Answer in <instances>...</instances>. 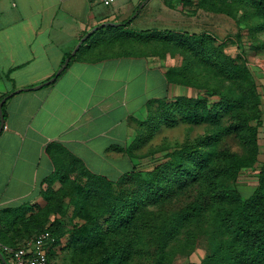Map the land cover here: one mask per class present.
I'll return each mask as SVG.
<instances>
[{
    "label": "trees",
    "instance_id": "obj_1",
    "mask_svg": "<svg viewBox=\"0 0 264 264\" xmlns=\"http://www.w3.org/2000/svg\"><path fill=\"white\" fill-rule=\"evenodd\" d=\"M220 2L230 7L238 4L251 6L262 18L258 29L264 28V0H201L199 5L233 18L228 8L218 5ZM133 17L117 24L106 21L90 32L84 31L80 38L86 36L77 50L66 52L61 60L62 64L69 57L64 69L74 58L82 57L83 52L101 45L124 39L139 43L159 41L184 49L191 55L180 65L166 68L164 76L168 83L197 85L196 77L186 73L193 58L231 80L237 93L232 90L217 92L214 88L207 93L218 95L214 100H209L207 94L148 98L145 101L146 115L134 119L144 131L137 132L125 148L119 144H110L108 148L126 152L138 148L161 123L174 125L178 119L214 126L228 114L230 121L215 132L198 136L171 150L166 160L151 169L132 167L115 179L88 168L82 158L63 143L49 141L45 151L52 168L40 179L38 188L44 203L2 208L0 245L16 246L23 239L47 229L55 237L58 252L70 249L73 255L79 256L80 264H127L133 254L145 257L147 264H169L173 255L168 248L169 242L181 227L210 205L214 208V235L212 233L209 251L199 262L186 264H264V162L254 190L245 198L237 189L221 183L223 179L235 178L241 167L256 160L260 97L246 65L238 56L226 51L230 37L219 39L205 30L150 28L134 31L127 27ZM64 69L55 75V79ZM9 93L1 98L9 97ZM4 103L5 100L1 105L2 116ZM254 119L256 122L252 123ZM233 132L238 134L244 153L238 155L222 150L223 161L210 165L216 143L223 135ZM194 181L206 183L207 187L200 186L196 198L187 206L168 211L171 197ZM66 203L71 206V226L64 229L57 216L46 224L51 214H65ZM148 204L157 205L162 211L149 209ZM219 234L222 236L218 237ZM192 236L193 233L188 231L186 240L189 242ZM57 254L51 251L50 255L54 258Z\"/></svg>",
    "mask_w": 264,
    "mask_h": 264
},
{
    "label": "crops",
    "instance_id": "obj_2",
    "mask_svg": "<svg viewBox=\"0 0 264 264\" xmlns=\"http://www.w3.org/2000/svg\"><path fill=\"white\" fill-rule=\"evenodd\" d=\"M148 1L142 0L141 5ZM137 4L129 0H110L108 4L102 0H0V98L17 88L29 87L11 94L4 103V125L0 129V212L6 206L41 198L39 181L52 168L45 151L49 141L63 143L80 157L78 150L94 151L90 142L107 131L113 132L110 143L116 144L115 140L123 138H117L116 126L125 123L122 134L130 132L124 117L142 118L148 98L170 95L172 86L164 76L166 66L159 63L168 57L158 60L154 55L95 59L78 56L56 79L32 87L55 73L65 53L72 50L84 31L105 21L121 22L131 16ZM105 5L114 7L109 14L101 8ZM149 18L157 20L160 28L214 30L213 10L203 6L184 9L171 0H162L158 12ZM220 18L234 29L231 16L222 13ZM120 57L142 58L141 67L132 76L143 83L151 80L147 92L154 93L107 121V115L117 106H125L141 94L131 90L132 94L127 95L130 78L125 81L121 77L117 84ZM131 63L126 69L129 76ZM121 73L122 70L120 76ZM157 87L162 91L152 89ZM121 89H125L124 94L121 92L118 97L117 91ZM108 146L105 144L101 150L110 157L116 155L114 150L108 152Z\"/></svg>",
    "mask_w": 264,
    "mask_h": 264
},
{
    "label": "rangeland",
    "instance_id": "obj_3",
    "mask_svg": "<svg viewBox=\"0 0 264 264\" xmlns=\"http://www.w3.org/2000/svg\"><path fill=\"white\" fill-rule=\"evenodd\" d=\"M129 1L133 3L138 2V4L134 7L131 14V16H135L132 19H136L131 25H129L128 28L134 31L150 28L164 29L160 28L161 26L157 20L154 18H149V16H155L156 12H158V9L162 4V0H149L148 3L143 6L141 5L142 0ZM171 1H173L176 6L183 7L184 9H188L190 7H201V5H199L201 0ZM218 5L222 6L223 8H228L232 12L235 22L234 29L231 28V30L227 22L220 18L223 12L214 10V30L212 29L211 31H205L214 34L219 39L230 37V42L226 46V51L232 55L238 56L239 59L246 65L253 80L255 89L260 97L261 114L260 122L256 130V160L247 166L241 167L235 178L223 179L221 181L223 186H231L237 189L240 195L245 198L254 190L258 182L259 169L261 164L264 162V28L258 29L262 18L253 11L251 6L246 4H238L235 7H230L229 4H224L222 2H220ZM101 8L107 14H109L114 7L111 5H105ZM137 11L139 12L135 14ZM169 29L182 30L175 27H169ZM91 50L92 51L90 52L82 51V55L88 59H94L101 56L109 57L117 55H154L157 58L159 57L158 60L168 57L165 62L159 60V63L166 66V68L169 66L180 65L184 59L191 57L188 51L174 47L173 45L164 44L159 41L139 43L134 40L124 39L121 41L112 42L107 46L101 45L91 48ZM117 61L121 64L117 69L119 70L117 72V84L121 77L125 81L130 78L129 84L131 87L128 90L129 92L127 95L130 96L132 94L131 90H136L141 94L139 97L137 96L136 99H134L131 103H128L125 106L122 105L121 107L117 106L111 115H107V121H112L114 120V117H118L127 109L130 110L131 108L138 106L140 102L143 101V99L154 93V90H149V92H147V88L151 80H147L143 83L142 81H139L137 77L132 76L134 73L133 71H136L141 67L140 63L142 62V58L130 59L129 57H120ZM191 61V67L188 71H186V73L196 77L197 85L194 86L190 84L170 83L172 89L170 90V95H168L169 98L180 94L192 96L207 94L211 91V89L214 88L217 90V92L232 90V93H237L236 85L231 80L222 76L215 69L199 64L193 58ZM129 62H132L130 68L132 71L129 72L130 76L126 71ZM120 70H122V76L119 74ZM152 89H155V91H162L161 87ZM124 90L125 89H121L120 91H117V96L119 97L121 92L124 94ZM207 97L209 100H214L217 99L218 95L210 96L207 94ZM134 119L135 117L132 116H129L127 120L125 117L123 119L124 122L127 121L129 124L130 132L126 131V133L122 134L125 123H121L116 126L118 130L117 138L121 139V137H123L121 140H115L114 142L116 144L122 145L125 148L126 145L134 138L137 132L144 131V128L140 127ZM229 121L230 117L227 114L222 117L219 124H214V126L205 122H184L180 119H178L174 125H165L161 123L160 127L154 131L151 137H149L148 140L138 148H134L126 152L124 150L106 147L107 150H109L108 152L112 153V150L116 151V155H113L112 157H110V154H107L105 151L101 150L105 144H114L110 143L112 142V140H110V134L113 132L111 133L110 131H107L103 135L101 134L100 136L95 137L90 142L94 151H90L88 149L78 151L81 153V157L89 163L90 169L103 173L111 179H115L122 171L128 170L132 167L137 170L151 169L155 164L166 160L168 158L167 154L171 150L180 147L184 143L191 142L198 136L217 131L219 127L226 126ZM255 122L256 121L254 119L252 123ZM222 150L236 153L238 155L243 154L244 146L240 141L238 134L233 132L225 134L221 137L219 142L214 146L213 156H211L209 162L210 165L214 166L217 162L223 161L222 154H220V151ZM200 186H204L206 188L207 184H200V181H194L190 182L185 188L178 190L176 194L171 197L169 204H167V210H177L183 206H187L189 202L196 198ZM35 202L39 205H42L44 200L40 198ZM146 206L149 209H153L157 212L162 211L157 205L148 204ZM55 216H57V219L60 220V224L64 229H68L71 226V206H69L68 203L65 205L64 215L51 214L46 224L51 222ZM213 217L214 208L208 205V207L203 210L197 218H194L188 224H185L183 227H181L176 237L171 240L168 245V248L171 250V252H173L169 264L199 262L204 257V255L208 253L212 233L214 235V226L212 224ZM188 231L193 233V236L189 239V242L186 240ZM220 236L222 235L219 234L218 237ZM57 253L58 254L53 259V264L81 263L79 256L73 255L70 249H64ZM147 262V259L142 255L133 254L132 258L127 264H147Z\"/></svg>",
    "mask_w": 264,
    "mask_h": 264
},
{
    "label": "built area",
    "instance_id": "obj_4",
    "mask_svg": "<svg viewBox=\"0 0 264 264\" xmlns=\"http://www.w3.org/2000/svg\"><path fill=\"white\" fill-rule=\"evenodd\" d=\"M102 1L108 4L110 0ZM54 241L52 233L44 229L23 239L16 246L1 244L0 253L5 262L0 259V264H53L51 251H59L58 244Z\"/></svg>",
    "mask_w": 264,
    "mask_h": 264
},
{
    "label": "water",
    "instance_id": "obj_5",
    "mask_svg": "<svg viewBox=\"0 0 264 264\" xmlns=\"http://www.w3.org/2000/svg\"><path fill=\"white\" fill-rule=\"evenodd\" d=\"M106 22V21H105ZM105 22H102V23H105ZM100 23V24H102ZM114 24H117L118 22H112ZM98 25H95L93 26L88 32H90L91 30H93L94 28H96ZM86 34H84L79 40L78 42L75 44V46L73 47V49L71 50L72 53H74L77 48L79 47V44L83 41V39L85 38ZM69 60V57H66L63 61V63L57 68V70L55 71V74L50 77L48 80H45L44 82H41L39 84H36L35 86H32V87H39L41 86L43 83H49L51 81H53L55 79V75H57L62 69H64L67 61ZM26 88H29V87H24V88H17L15 90H13L12 92L9 93V95H11L13 92H18L20 91L21 89H26ZM6 96H4L3 98H1L0 100V129L3 127L4 123H3V116H2V113H1V105H2V102L5 100ZM0 259L5 262L2 254L0 253Z\"/></svg>",
    "mask_w": 264,
    "mask_h": 264
}]
</instances>
